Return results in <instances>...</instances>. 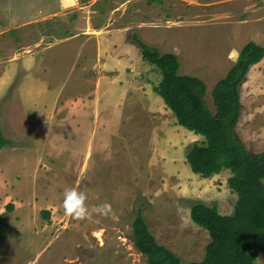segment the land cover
I'll use <instances>...</instances> for the list:
<instances>
[{
  "label": "rangeland",
  "instance_id": "rangeland-1",
  "mask_svg": "<svg viewBox=\"0 0 264 264\" xmlns=\"http://www.w3.org/2000/svg\"><path fill=\"white\" fill-rule=\"evenodd\" d=\"M126 2L124 14L107 21L113 28L111 38L119 29L126 30L123 37L108 39V57L124 64L126 72L131 71L130 65L136 64L138 56L145 62L135 36L158 49L160 54H176L180 75L205 82L206 103L214 114L212 92L236 63L234 52H240L249 42L264 47V0H232V4L207 7L182 0H97L94 8L99 10L98 19L109 9L123 11L119 9ZM140 24L144 25L138 30ZM230 45L236 51H228ZM12 55L13 51L6 48L1 56L5 61L0 65V135L13 139L17 145L13 150L0 151V220L6 229L0 243V264H147L146 257L134 246L132 224L138 210L142 211L160 245L184 264L201 262L210 236L192 222L191 207L200 203L215 206L221 215H232L237 195L228 187L231 173L223 171L210 179H198L186 163L190 176L185 173L180 176L177 172L167 177L164 174L166 157L159 154L156 158L154 153L157 149L161 152V142L155 140L163 136L162 121L150 119L143 108H137L138 113L129 117L133 127L124 132L122 141L126 143L121 144L128 152L126 157L107 158L113 156L110 152L104 156L101 143L115 140H109L98 129L88 170L83 164L89 151L85 131L65 132L66 140L61 138L52 148L45 143L46 154L41 152L46 132L37 124H29L32 127L26 132L29 138L14 140L6 125L30 115L29 111L40 102L36 100V85L25 77V68L20 63H12ZM145 64L148 65L141 64L139 76L157 85L161 75L153 66ZM112 74L110 71L109 75ZM143 97L146 99V95ZM240 101L241 116L235 135L250 154L262 153L264 58L251 67L240 88ZM169 117L174 131L171 145H178L182 137L176 118L166 110V123L170 122ZM71 133L73 136L69 138ZM185 138L186 149L177 155L176 163L180 166L192 145L201 142L194 140L193 143L191 138ZM68 188L85 191L89 205L108 202L114 215L84 221L67 216L62 202ZM8 204L13 205L9 212ZM42 211L50 212V220L43 217ZM258 264H264V256Z\"/></svg>",
  "mask_w": 264,
  "mask_h": 264
},
{
  "label": "crops",
  "instance_id": "crops-1",
  "mask_svg": "<svg viewBox=\"0 0 264 264\" xmlns=\"http://www.w3.org/2000/svg\"><path fill=\"white\" fill-rule=\"evenodd\" d=\"M182 1L201 7L232 4V0ZM96 3L97 0H0V65L5 61V57L1 58L3 51L9 48L13 51L10 60L25 68V77L36 85V100L40 102L21 121L9 122L6 125L8 131L18 141L29 138L26 134L27 130L32 129L29 124H37V127L46 132L44 144L41 146L42 154H46L44 145L52 148L61 138L66 140L65 132L85 131L89 151L85 153L83 164L88 170L98 129L106 137L109 136V140H115L101 143L102 154L105 156L108 152L113 153V156L107 158L126 157L128 152L121 144L126 143L122 141L124 132L133 127L129 124L132 123L129 122V117L138 113L137 108H143L150 115V119L157 118L162 121L160 129L163 136L160 140H155L161 142V152L158 153L157 146H154L157 149L154 153L156 158L159 154L166 157L164 174L168 177L180 172V176L183 173L190 176L191 173L185 167L189 152L181 166L176 163L177 155L186 149L183 145L188 142L185 137L191 138L193 143L194 140H204L203 137L192 135V132L180 127L176 121L177 130L182 137L181 143L171 145L174 131L170 125L173 123L170 117V122L166 123L164 114L166 110L173 113L154 92V87L158 84L154 86L143 76H139L141 64L146 62L138 56L139 61L136 59V64L130 65L131 71L126 72L124 64H117L115 59L108 57L107 41L111 38L109 34L113 28H110L111 23L107 21L124 14L123 8L127 2L121 3L119 10L123 11L117 13L109 9L101 14L100 19L99 10L94 8ZM143 25H138L137 29L141 30ZM119 30V34L117 32L113 36L115 39L126 35L124 28ZM129 48L132 49L131 46ZM232 50L236 51L230 45L228 51ZM234 54L237 62L239 52ZM110 71L114 74L109 75ZM145 95L146 99L143 97ZM138 99L143 106H139ZM72 136V133L68 135L69 138ZM6 139L10 141V145L5 149L13 150L17 147L13 139ZM50 153L54 154L51 149ZM37 157L40 159L42 156ZM91 168L93 169L92 166ZM193 178L190 177L192 181H196ZM88 206L92 207L91 204Z\"/></svg>",
  "mask_w": 264,
  "mask_h": 264
},
{
  "label": "trees",
  "instance_id": "trees-1",
  "mask_svg": "<svg viewBox=\"0 0 264 264\" xmlns=\"http://www.w3.org/2000/svg\"><path fill=\"white\" fill-rule=\"evenodd\" d=\"M134 41L143 60L161 75L154 92L176 118L177 124L203 141L194 143L187 155L191 172L202 179H210L229 171V189L237 195L234 213L221 215L218 209L194 204L190 217L194 224L207 231L210 242L201 262L188 264H258L264 256V152L253 155L235 135L241 116L240 88L251 67L264 58V47L249 42L239 52L237 62L226 77L219 81L212 99L215 114L206 103L207 86L199 78L180 75V61L176 54H160L137 36ZM10 141L0 135V151ZM12 204L6 206L9 212ZM46 220L49 211H42ZM134 246L146 257L147 264H184L165 246L158 243L147 225L142 211L132 224ZM6 229L0 220V243Z\"/></svg>",
  "mask_w": 264,
  "mask_h": 264
},
{
  "label": "clouds",
  "instance_id": "clouds-1",
  "mask_svg": "<svg viewBox=\"0 0 264 264\" xmlns=\"http://www.w3.org/2000/svg\"><path fill=\"white\" fill-rule=\"evenodd\" d=\"M85 191L68 188L64 191L62 207L65 214L76 221L91 220L94 216L109 217L114 215L111 204L104 202L89 207Z\"/></svg>",
  "mask_w": 264,
  "mask_h": 264
}]
</instances>
